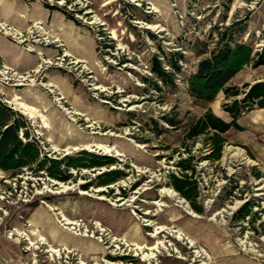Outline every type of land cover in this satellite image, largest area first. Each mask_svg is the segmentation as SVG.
Here are the masks:
<instances>
[{
  "label": "rangeland",
  "instance_id": "rangeland-1",
  "mask_svg": "<svg viewBox=\"0 0 264 264\" xmlns=\"http://www.w3.org/2000/svg\"><path fill=\"white\" fill-rule=\"evenodd\" d=\"M59 1L48 4L69 13ZM92 2L90 12L78 20L95 37V60L74 57L66 45L64 56L63 47L48 45L61 53L48 57V64L42 61L38 72L7 74L0 67V98L16 110L18 101L40 109L37 117L23 114L48 156L73 155L101 143L115 150H90L119 159L127 176L98 186L96 177L106 167L73 170L77 179L67 183L30 170L18 175L0 170V264H264V177H256L258 171L264 174V110L240 119L244 130L227 135L223 158L213 163L203 159L209 153L204 137L186 139L207 104L189 95L185 81L202 58L194 46L207 40L215 26L249 14L243 37L262 45L264 0ZM175 52L185 55L178 87L158 91L144 80L157 79L152 58L160 55L168 65ZM248 71L264 76V67ZM241 81L235 80L236 85ZM165 114L177 117L179 125L170 126ZM230 147L243 150L252 162L226 160ZM186 149L197 158L204 214L169 184V173L178 172L176 162L189 156ZM89 181L92 185L82 188ZM247 200H255L253 210L262 217L255 228L233 219Z\"/></svg>",
  "mask_w": 264,
  "mask_h": 264
},
{
  "label": "trees",
  "instance_id": "trees-1",
  "mask_svg": "<svg viewBox=\"0 0 264 264\" xmlns=\"http://www.w3.org/2000/svg\"><path fill=\"white\" fill-rule=\"evenodd\" d=\"M48 8L60 10L68 18L78 21L58 6L48 4ZM249 18L248 14L243 19L234 20L224 27L215 26L207 40H199L194 50L197 56L202 58L198 60L193 72L185 80L189 95L204 104L208 105L216 101L221 92L226 96L222 107L231 116V121L218 117L209 108L186 133V139L193 142L204 137V145L209 153L203 156V159L213 163L223 158L228 141L224 134L230 129L243 131L244 127L239 123L240 118L253 110L264 109V80L255 83L245 82L242 86L233 84L235 77L247 67L256 69L264 66V30L260 38L262 45L259 47L247 41L249 36L243 37ZM214 33L217 34L216 37ZM241 37L245 40H240ZM211 43H214L212 48ZM184 59L183 52H175L169 57L167 65L160 55L155 54L151 61V72L157 79L145 77L144 80L152 81L158 91L176 89L179 74L185 67ZM166 66L170 69H166ZM163 119L173 127L180 123L175 116L165 114ZM153 128H159L158 121L153 120ZM186 150L189 156L181 157L176 162L178 172L169 173V184L191 204L197 213L204 214L205 207L199 201L201 190L197 178V158L192 154V149ZM120 163L116 157L86 149L60 158L48 156L32 133V125L28 118L0 98V170L12 175L30 170L35 175H46L67 183L77 179L73 170L79 173L84 169L97 170L106 167L107 170L98 174L96 179L98 186H109L127 176L126 171L119 167ZM256 177L260 179L264 174L258 171ZM91 185L92 181H89L82 185V188L88 189ZM136 186L138 183L133 187ZM255 204H257L255 200H247L234 213L233 219L246 221L254 227L255 223L262 219L260 213L253 210ZM261 226L264 228V221L261 222ZM120 258L128 259V257Z\"/></svg>",
  "mask_w": 264,
  "mask_h": 264
},
{
  "label": "crops",
  "instance_id": "crops-1",
  "mask_svg": "<svg viewBox=\"0 0 264 264\" xmlns=\"http://www.w3.org/2000/svg\"><path fill=\"white\" fill-rule=\"evenodd\" d=\"M37 21L44 23L45 29L49 30L54 37H59L65 43L67 51L74 57L89 62L95 60V37L92 31L83 26L79 20H72L62 11L48 8V4L42 1L0 0V22L26 30L33 22ZM34 47L36 49L35 51H28L25 47L23 48L19 44L11 41L9 37L0 34V61L6 63V65L15 72L28 73L40 69L42 57L48 59V57H56L61 53V49H57V47H48V45L34 44ZM40 54H42V56H40ZM263 67L264 66H261L256 69L250 68L257 72V70ZM248 68L249 67L244 69L235 77L233 84L236 85L235 80L239 78H241L242 81L237 85L240 83L244 84L245 82L255 83L264 80V76L252 71L250 72ZM46 76L48 77V69H46ZM55 85L59 87L63 93L66 92L68 94V90L62 84ZM221 94L223 95L222 100L219 101L217 98L216 101L208 104L204 114L210 108L218 117L229 122L232 118L222 107L223 103L226 101V96L224 92H221L219 96ZM17 110L22 112L21 109ZM203 115H201V117ZM239 123L241 126H244L240 120ZM234 131L238 130L230 129L224 135L227 137L228 134ZM53 236L56 237L55 231L53 232Z\"/></svg>",
  "mask_w": 264,
  "mask_h": 264
},
{
  "label": "built area",
  "instance_id": "built-area-1",
  "mask_svg": "<svg viewBox=\"0 0 264 264\" xmlns=\"http://www.w3.org/2000/svg\"><path fill=\"white\" fill-rule=\"evenodd\" d=\"M27 1H42L44 3L52 2L53 0H27ZM61 6L67 7L69 9L70 15H72L75 19H83L85 14L90 12V7L92 6V0H60L59 1ZM74 5L78 6V9L74 8ZM184 19V18H183ZM0 33L9 37L13 41L17 42L20 45H26L25 49L28 51H35L34 44H43V45H51L56 44L57 46L63 47L64 56H67L65 44L59 37H54L49 30L45 29L44 23L41 21L33 22L26 30L19 29L18 27L0 22ZM42 56V54H40ZM60 60V57H58ZM62 61L65 60L61 59ZM42 61L45 64H48V59L42 57ZM52 64V61H49ZM75 63H79L80 60L74 61ZM59 64V63H57ZM41 66V65H40ZM0 67L5 70V73L9 74L13 72V70L6 65V63L2 62ZM166 69H170L169 66H166ZM40 70V69H39ZM38 72V71H34ZM27 76L30 73L26 74ZM21 78L25 79L26 76L21 75ZM64 100V97L60 98V101Z\"/></svg>",
  "mask_w": 264,
  "mask_h": 264
},
{
  "label": "bare ground",
  "instance_id": "bare-ground-1",
  "mask_svg": "<svg viewBox=\"0 0 264 264\" xmlns=\"http://www.w3.org/2000/svg\"><path fill=\"white\" fill-rule=\"evenodd\" d=\"M149 27L158 28L159 26L150 25ZM36 71H39V69H37ZM16 98L17 99H22L20 96H17ZM17 105H18L17 109H21L22 112L25 113V114H31L33 117H37L40 114V109L39 108H37L36 106L29 105V104H27L24 101H18ZM93 146H96V148H99V149H103L105 153H112L115 150V147L107 146V145H104V144H101V143H96V142L93 143V144L85 145L84 148L91 149V147H93ZM234 157H239V158H241V159H243V160H245L247 162H252V160L245 154V152L243 150L238 149V148H233V147L228 148L225 159L229 160L230 158L232 159ZM172 192H174V191H172ZM65 219L68 220L69 223H71V224L75 223L73 221H70L67 218H65ZM76 225H78V223H76ZM182 236H183V233L180 232V238ZM42 240L45 241L46 238L43 237ZM50 250L53 251L54 253H59L58 249L51 248ZM145 257H153V256L150 255V254H146Z\"/></svg>",
  "mask_w": 264,
  "mask_h": 264
},
{
  "label": "water",
  "instance_id": "water-1",
  "mask_svg": "<svg viewBox=\"0 0 264 264\" xmlns=\"http://www.w3.org/2000/svg\"><path fill=\"white\" fill-rule=\"evenodd\" d=\"M86 150L92 151V150H90V149H86ZM67 154H68V153H67Z\"/></svg>",
  "mask_w": 264,
  "mask_h": 264
}]
</instances>
